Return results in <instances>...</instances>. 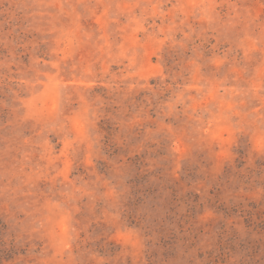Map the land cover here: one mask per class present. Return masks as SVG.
Here are the masks:
<instances>
[{
    "label": "rangeland",
    "instance_id": "rangeland-1",
    "mask_svg": "<svg viewBox=\"0 0 264 264\" xmlns=\"http://www.w3.org/2000/svg\"><path fill=\"white\" fill-rule=\"evenodd\" d=\"M0 264H264V0H0Z\"/></svg>",
    "mask_w": 264,
    "mask_h": 264
}]
</instances>
